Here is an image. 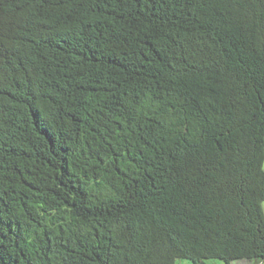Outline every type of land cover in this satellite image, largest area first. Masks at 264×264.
Returning <instances> with one entry per match:
<instances>
[{"label":"trees","instance_id":"16d2710c","mask_svg":"<svg viewBox=\"0 0 264 264\" xmlns=\"http://www.w3.org/2000/svg\"><path fill=\"white\" fill-rule=\"evenodd\" d=\"M264 0H0V264L264 261Z\"/></svg>","mask_w":264,"mask_h":264},{"label":"rangeland","instance_id":"374dc122","mask_svg":"<svg viewBox=\"0 0 264 264\" xmlns=\"http://www.w3.org/2000/svg\"><path fill=\"white\" fill-rule=\"evenodd\" d=\"M263 208H264V204H263ZM175 264H193V263L186 259H179L176 261ZM207 264H225V263L219 260H208ZM233 264H251V263L245 260H239V261L234 262ZM259 264H264V261H261Z\"/></svg>","mask_w":264,"mask_h":264}]
</instances>
